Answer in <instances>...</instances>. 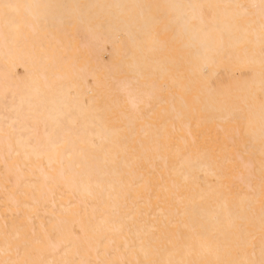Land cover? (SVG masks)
I'll list each match as a JSON object with an SVG mask.
<instances>
[{
	"label": "bare ground",
	"instance_id": "6f19581e",
	"mask_svg": "<svg viewBox=\"0 0 264 264\" xmlns=\"http://www.w3.org/2000/svg\"><path fill=\"white\" fill-rule=\"evenodd\" d=\"M157 1L166 8H156L152 0H58L53 13L49 1L41 0V17L53 19L58 31L62 30L60 22L64 19L75 16L79 22L80 16L93 15L99 18L96 26L101 29L98 33L105 38L103 42L100 35L91 36L78 27L89 58L79 69L61 62L67 56L52 58V65L61 69L69 67L70 70L69 75L61 73L65 81L53 87L52 97L42 93L36 79L30 77L22 84L15 80L19 40L14 31L17 20L9 17L6 20L8 32L0 40V46L5 48L0 49V118L8 116L16 120L13 134L16 140L26 135L23 132L25 127L33 128L36 119L41 120L43 133H52L61 127L71 128L68 139L72 145V161L74 165L82 166L85 174L98 168L102 162L111 163L112 175L125 171L135 178L133 163H139L149 173L150 169L154 170L158 179L164 182L163 190H152L158 203L163 204L167 222L164 224L163 217L154 218L146 232L149 237L157 238L159 234L162 237L150 243V248L146 246L143 258H150L153 251L159 256L161 246L165 253L161 264H215V261L225 262L237 254L246 261L250 245L257 243L262 247L264 243V176L258 173L259 168H253L256 160L264 170L260 129L261 105L264 103L260 17L259 9L250 7L259 0ZM200 8H206L208 15H201ZM140 47L160 54L148 59ZM65 49L71 51L68 41ZM48 57L46 53L43 57L34 55L31 63H41ZM224 60H233L232 64L239 68L249 65L250 72L242 70L241 76H250V79H242L234 88L211 90L204 79L208 65L216 68L223 65ZM119 66H124L125 75L117 74ZM153 70L175 89L172 103L162 106L158 112V116L165 120L174 121L183 114L197 123L216 119L238 124L236 121L242 107L246 109L245 134L250 143L242 144L241 154L236 155L238 162L231 166L226 164V152L217 134L203 135V141H198L202 135L194 134L191 138L187 134L183 139L186 145L195 144L187 157L177 159L182 155V145L175 137L171 138V153L163 151L166 150L167 126L160 120L152 128L141 115L146 100L161 102V99L152 88L140 91L129 86L128 82L130 79L139 85H150L149 76ZM46 84L51 85L50 78ZM258 91L262 100L247 103L246 99L255 98ZM84 97H90V100L85 101ZM175 103L182 106V114L174 110ZM20 112L24 114L22 118ZM250 119L254 121L251 130ZM69 120L74 123L70 125ZM222 127L217 123L212 129L217 131ZM170 128H174L172 122ZM186 133L189 130L186 129ZM92 137L102 145L97 162H93L88 149ZM108 155L117 157L110 160ZM157 158H161L164 164L160 168L154 161ZM187 161L199 163L189 167ZM215 169L223 173L220 181L215 180ZM198 175L204 178V183H199ZM96 180V190L103 191L115 204L121 202L119 193L126 190L117 191L113 180L106 178L100 170ZM221 181L230 188L238 185L235 188H239L240 194L234 189L231 193L239 197L229 201L225 196L214 195ZM144 188L148 191L147 185ZM237 209L244 214L234 216ZM177 214L184 221L169 228ZM114 225L119 223L107 220L97 230V235L101 238L110 236ZM67 227L68 224L64 223L66 232Z\"/></svg>",
	"mask_w": 264,
	"mask_h": 264
},
{
	"label": "rangeland",
	"instance_id": "374dc122",
	"mask_svg": "<svg viewBox=\"0 0 264 264\" xmlns=\"http://www.w3.org/2000/svg\"><path fill=\"white\" fill-rule=\"evenodd\" d=\"M48 1L50 10L54 13V5L58 0ZM9 2L18 4L20 7L7 16L0 11V40L8 32L6 20L9 17L16 18L17 23L14 31L19 40L20 54L14 67L15 80L18 84H22L30 77L36 79L42 93L52 97L53 87L65 81L61 73L67 72L69 75V67L79 69V66L87 63L86 59L89 58L85 40L79 35L78 27L91 36L98 34L102 38V35L98 33L101 28L96 26L99 18L93 15L80 16L78 22L76 17L72 16L60 22L62 30L58 31L53 19L41 17L39 11L41 0H28L27 3L24 0H9ZM152 3L158 9L166 8L157 0H152ZM199 13L203 16L208 15L206 8H200ZM102 39L105 42V38ZM67 41L71 46L69 52L65 49ZM0 49L5 50L3 45L0 46ZM140 50L148 59L160 54L157 51H146L143 47H140ZM45 53L49 55L47 60L32 65V56L43 57ZM60 55L68 57L61 61L65 66H69L68 68L61 69L51 64L52 58ZM232 61L224 60L223 65L216 68L212 64L208 65L204 79L211 90L234 88L242 79H250V76L243 78L241 71L250 72L251 67L247 65L239 68L233 65ZM52 67L53 70H51ZM117 74L125 75L124 66L118 67ZM145 76L147 77V75ZM49 78L51 85L46 84ZM149 78L152 83L146 86L139 85L130 79L128 82L129 86L136 90L144 89L146 91L152 88L157 97L161 99V102L152 99L146 100L142 106L141 115L142 120L150 123L152 128L160 120L167 126L166 150L163 149V151L171 153L173 146L171 138L175 137L182 145V155L177 159L187 157L192 151L190 148L195 145L194 143L190 147L186 145L183 139L187 134H190L191 138L194 134L202 135L199 136L198 141H203V135L215 136L217 134L219 143L226 152V164L231 166L238 162L236 155L241 154L239 150L243 148L242 144L250 143L245 134L246 109L242 107L240 118L236 121L239 126L230 120L219 122L214 119L197 123L193 119L184 117L182 106H177L176 103L173 108L182 115L174 121L172 119L165 120L158 116V112L162 106L172 103L171 99L175 89L166 80L160 79L156 70L152 71ZM84 100L89 101L90 97H84ZM261 100L259 92L255 98L246 99V102L254 104ZM113 110L115 109L113 108ZM19 116L22 118L23 112H20ZM74 120L76 121L77 118L74 117ZM171 122L174 126L173 129L170 128ZM217 123L223 125L222 128H219L220 131L212 129V126ZM41 127V120L36 119L33 128L37 130L40 137L44 138L45 133L42 132ZM186 129L189 130V133H186ZM15 141L16 138L13 135L10 154L8 144L0 139V262L3 264H82V262L85 264H106L108 261L115 260L122 261L123 264L163 263L165 253L161 246L160 253H157L159 256H156L153 251L150 258L142 257L146 246L149 247L150 243L152 244L154 240L162 237L160 234L157 235V238L149 237L146 232L151 227L154 218L163 217L164 224L167 222L162 211L163 204L158 203L154 196L155 192L152 190L155 188L163 190L162 185L164 184L158 179L154 170L150 169L149 173L139 163H133L131 167L137 175L133 178L125 171L118 175H112L110 173L111 163L106 162H102L98 168L85 174L82 166L74 165L72 156L71 159L65 158L64 162L60 163L56 160L50 162L48 158H37L33 155L26 162L23 154L19 157L15 155L18 150ZM88 149L93 155V162H97L102 154L101 143L92 137V140L88 141ZM195 150L198 151L196 148ZM117 156L119 155L117 154ZM108 157L110 160L116 158L115 155H108ZM154 161L157 168L164 165L161 158ZM254 161L253 168H259L258 173L264 176L262 166L256 160ZM98 170L106 178L113 180L117 191L126 190L124 193H119L121 200L119 204H115L103 191L96 190ZM203 173L208 175L206 172ZM214 174L217 177L215 180L220 181L223 173L219 169H215ZM200 176L198 175V181L201 184L204 178ZM148 177L151 179L148 180ZM221 182L222 184L214 190V195L225 196L224 198L229 201L239 197L232 195L233 189L237 192L236 194H240L239 188H235L238 185L230 188L224 181ZM145 185H147L148 191L145 190ZM148 202L152 205L149 206ZM243 214L240 209L234 212L236 217ZM180 216L177 214L172 218L169 228H174L184 221L179 218ZM129 217L132 218L129 219ZM107 220H115L116 224L119 223L113 228H118L123 224V230L116 231L112 228L110 236L101 238L97 235V230L104 226ZM64 223L68 224L67 232L63 228ZM137 233H139L138 238ZM134 238L137 239V242L133 245V249L126 250L124 241H132ZM141 239L144 241L143 244L139 242ZM111 241H115V244L110 243ZM162 242L160 241V243ZM261 249L262 247H259L257 243L250 245V251L247 253L248 259L245 262L259 264L260 260L264 258ZM226 257L231 258L230 256L224 258ZM27 259L30 261L27 262ZM241 261L243 258H239L237 254L225 262L215 261V264H239Z\"/></svg>",
	"mask_w": 264,
	"mask_h": 264
},
{
	"label": "snow or ice",
	"instance_id": "6c2138e0",
	"mask_svg": "<svg viewBox=\"0 0 264 264\" xmlns=\"http://www.w3.org/2000/svg\"><path fill=\"white\" fill-rule=\"evenodd\" d=\"M20 5L11 3L9 0H0V11L3 12L5 16L9 13L15 12L18 10ZM253 9H259L260 17V68H261V88L264 90V0H259V3H252L250 5ZM6 121V123H5ZM74 121L69 120V124H73ZM16 124L15 119H9L8 116L0 118V139L4 140L9 146V152H12L13 144V134L16 129L14 125ZM254 127V121L249 120V129L251 130ZM260 129H261V142L264 144V103L261 105V118H260ZM71 128L61 127L59 130L53 131L52 133H45L43 139L39 136L37 130L31 127H25L23 132L26 135H22L19 139L15 141L18 150L15 152L17 157L23 154L24 160L27 162L29 158L35 155L37 158H48L50 162L56 160L60 163H63L65 158L71 159L72 156V145L69 142V135L71 134ZM198 161H187L189 167H194L198 164ZM262 185H264V178H262ZM132 217H129L131 219ZM43 230V225H42ZM123 224H121L116 231H122ZM46 231V230H45ZM139 233H137V238ZM137 242V239L134 238L132 241L125 240L124 247L126 250H132L133 245ZM141 244L144 241L139 240ZM110 243L115 244V241ZM118 251V248L116 249ZM262 257H264V243H262ZM3 264V262H0ZM85 264V262H82ZM106 264H123L122 261H108ZM239 264H249V262L241 261ZM259 264H264V258H262Z\"/></svg>",
	"mask_w": 264,
	"mask_h": 264
}]
</instances>
